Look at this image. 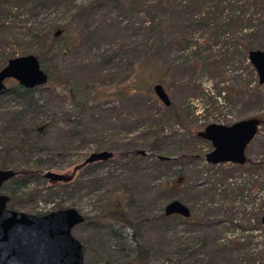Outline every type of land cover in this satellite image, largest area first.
I'll return each instance as SVG.
<instances>
[{
    "label": "rangeland",
    "instance_id": "obj_1",
    "mask_svg": "<svg viewBox=\"0 0 264 264\" xmlns=\"http://www.w3.org/2000/svg\"><path fill=\"white\" fill-rule=\"evenodd\" d=\"M54 1L26 23L58 26V38L41 67L63 79L60 83L45 81L34 93L43 108L44 124L39 127H46L34 156L52 164L49 169L42 165V173L54 172L64 176L66 183L78 184L70 196L84 222L71 235L82 246V264H137L133 261L135 244L148 251L144 264H185V254L200 251L203 237L218 235L211 224L223 230L219 243L241 235L229 227L228 218L251 227L250 216L264 205V173L251 174L244 168L239 174L227 164L210 166L195 155L211 149L208 141L194 136L207 124L264 119V83L258 84L254 69L231 39L234 32L222 35L213 45L219 27L201 23L192 33L197 45L184 49L177 39L193 27L186 17L179 18L176 2L149 8L140 0ZM237 6L232 3L230 7L236 10ZM257 41L264 44V31L258 33ZM211 43L205 55H217L224 47L228 54L220 56L218 64H197L194 72L188 64L184 68V56L194 65L200 61L194 55L197 47L207 48ZM20 47L13 46L15 56L22 55ZM147 60L171 66L165 85L160 83L168 106L153 94L152 85L159 80L149 82ZM14 82L9 79L4 84L9 87ZM191 83L200 91H193ZM0 104L1 116L2 110L17 106V101L5 96ZM154 132L167 136L156 154L177 160L188 153L194 154V160L157 167L147 149ZM134 149L141 153L138 158H114L117 152ZM102 150L111 152V158L89 164L98 166L87 172L89 177L84 176L87 156ZM245 154L252 162L264 159V124L257 127ZM65 182L36 179L19 190L7 208L33 215L55 211L63 197L53 196L47 188L57 189ZM171 201L183 204L196 218L195 224L177 219L155 222ZM109 204L122 208L130 227L114 226L106 218Z\"/></svg>",
    "mask_w": 264,
    "mask_h": 264
},
{
    "label": "trees",
    "instance_id": "obj_2",
    "mask_svg": "<svg viewBox=\"0 0 264 264\" xmlns=\"http://www.w3.org/2000/svg\"><path fill=\"white\" fill-rule=\"evenodd\" d=\"M50 1L55 2L54 0H0V67L5 64L7 59L16 55L15 52L17 51L13 49V46H21L19 51L22 55L27 52L33 53L41 66L46 53L51 50L54 41L58 38L55 37L56 31L60 32V30L55 24L40 27L34 25L26 26V23L29 22L30 19L37 17L40 10L45 8ZM56 1L58 2V0ZM95 1L99 3L100 0ZM118 1L119 0H113L115 3ZM140 1L141 3L145 2L147 4L146 6L149 8L156 5L161 7L167 2L177 3L179 18L186 17L188 21L190 20V25L193 27L191 33L186 32L184 36L181 35L180 38L178 37L177 39L183 42L182 45L184 49H191L197 45L192 33L196 27L202 23L207 26H212L214 29L219 27L220 31L215 35L217 41H212L213 45L217 44L222 35L224 36L225 34L228 35L229 32H234L233 35L232 33L229 35L231 39L234 40L235 44L239 46L244 58H247V52L252 49H259L264 52V44L257 41L258 33L264 31V0ZM232 3L238 5L236 10L230 7ZM223 9L225 10L223 11ZM80 10H83V8H80ZM212 43L208 45L207 48H201L200 45L197 47V51L194 55H198L197 58H199L200 61H195L194 65L189 62V59L187 61V57L184 56V68L185 65L188 64L193 71L197 68V64H218L216 60L220 58V56L223 57L227 55L229 50L227 47H224L218 50L219 53H217V55H205L206 51L211 48ZM24 46H30V48L35 46L37 49L31 51V49H26ZM8 47L9 51L7 52L5 50H7ZM202 54L204 55L202 56ZM145 64L147 68H149L148 71H151L148 72L149 82L151 79L156 78L159 80V84L163 83L165 85V77L170 73L171 69L170 64L164 62L157 63L155 61L151 62L149 60H147ZM43 71L46 74V81L48 83L51 81H55V83L63 81L56 73L52 76L49 71ZM152 72H154V74ZM152 75L155 77L152 78ZM148 86L147 84L146 87L148 88ZM191 86L193 91H200L194 84L191 83ZM134 88L136 89L135 86ZM37 89L38 86L26 89L14 82L4 91L0 92V99L6 96L17 101V106H8V110H2V115L0 116V170H9L14 174V176L1 187V191L7 193L9 198L8 203H11V201L16 198V194L19 193V190L25 188L28 183L39 178L44 179L42 165H46L47 163L42 162L38 156H34L38 148L36 143L40 141V137L43 136L44 129L46 128L43 127L44 129L41 130L39 127L41 123L44 124V120L41 118L43 114L42 105H39L34 97V93ZM138 89L140 88L138 87ZM2 108L3 107L0 106V109ZM169 108H171V106ZM175 117H177V115H175ZM257 119L259 120V125L264 124V119ZM179 122L182 124L181 121ZM197 132L198 131L194 133V136H196ZM166 137H159L154 132L152 133L151 141L148 142L147 149L152 156H154L157 167L161 166L165 169L169 168V165L179 163V161L186 158L194 160V154L187 155L188 153H183L180 159L177 160H170L167 156L156 154L155 151L159 150L160 144ZM128 155L131 160L138 158L141 153L137 149L129 153H127V151H120L114 155V158L123 160ZM195 155L199 156V159H204V154L197 153ZM47 165V169H49L52 164L49 163ZM90 165L87 164L84 165L85 167L83 166V171L84 173L86 172L84 176L86 177L90 176H87L88 171L94 172L95 168L98 166ZM227 168H231L239 174L243 172L244 168L251 174L255 172L263 174L264 159H260L257 162L246 160L244 166L227 164ZM225 175L232 176L228 172H226ZM57 187V189L54 186H49L47 188V191L53 196L58 197L61 195L63 197L57 204L56 209H76L77 204L72 200L70 195L78 189V184L74 185L70 182H65ZM109 206L107 210L108 213L105 215L106 218L112 222L114 226L130 227L129 218H127L122 208L116 204H109ZM263 216L264 205H261L260 210L256 214L250 216L254 224L249 228L247 226L238 225L237 221L233 220L234 218H228L226 223L229 227H231L232 230L238 229L241 235L229 239L227 238V240L221 243L218 242V237L223 233V230H218V228H216L220 225L215 223L211 224L210 227L215 228L213 231L218 235L215 237L212 236L209 239L203 237V239L200 240L201 242H199L200 251L186 253L182 261L186 262L185 264H264V229L260 226V218ZM168 219H177L182 222L189 221L190 224H195L196 222V218L192 217L190 213L186 219H182L178 216L165 217L163 214L154 218L155 222H159L160 224L167 222ZM145 221H147V219H145ZM198 224L199 223H197V225ZM202 227L208 228V225L203 223ZM256 232H259V234H253ZM202 251H205L204 255ZM182 252H184V250ZM147 259V249L139 244H135L133 261L137 264H144Z\"/></svg>",
    "mask_w": 264,
    "mask_h": 264
},
{
    "label": "water",
    "instance_id": "obj_3",
    "mask_svg": "<svg viewBox=\"0 0 264 264\" xmlns=\"http://www.w3.org/2000/svg\"><path fill=\"white\" fill-rule=\"evenodd\" d=\"M247 61L255 71L258 84L264 83V52L249 50ZM9 79L31 89L45 83L46 74L35 55L24 54L7 59L0 67V92L7 88L4 82ZM152 91L164 106L169 105L159 83L152 85ZM258 125L256 117H249L228 125L209 123L204 126L196 133L211 146L204 154V162L211 166L243 165L246 161L245 148L255 136ZM110 158L109 151L93 152L83 165ZM13 176L9 170H0V264H82V246L71 231L83 223V216L73 208L58 209L43 215L8 209V197L1 192V187ZM43 178L50 182H65L64 176L50 171L45 172ZM162 214L186 219L189 211L180 202L171 201L164 206ZM260 226L264 229V216L260 218Z\"/></svg>",
    "mask_w": 264,
    "mask_h": 264
},
{
    "label": "flooded vegetation",
    "instance_id": "obj_4",
    "mask_svg": "<svg viewBox=\"0 0 264 264\" xmlns=\"http://www.w3.org/2000/svg\"><path fill=\"white\" fill-rule=\"evenodd\" d=\"M248 146V145H247ZM246 146V147H247ZM245 150H246V148H245ZM244 153H245V151H244ZM245 158H246V160H248V158H247V156H246V154H245ZM245 163H246V161H245ZM244 163V164H245ZM244 164L243 165H236V166H244ZM222 165H224V164H222ZM211 166V165H210ZM216 166H218V165H216ZM2 192V191H1ZM7 196V195H6ZM8 197V196H7ZM8 200H9V198H8ZM84 219V218H83ZM84 222V221H83Z\"/></svg>",
    "mask_w": 264,
    "mask_h": 264
}]
</instances>
